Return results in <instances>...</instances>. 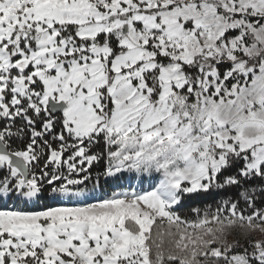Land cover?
Instances as JSON below:
<instances>
[{
	"label": "snow or ice",
	"instance_id": "obj_1",
	"mask_svg": "<svg viewBox=\"0 0 264 264\" xmlns=\"http://www.w3.org/2000/svg\"><path fill=\"white\" fill-rule=\"evenodd\" d=\"M0 264H264V0H0Z\"/></svg>",
	"mask_w": 264,
	"mask_h": 264
}]
</instances>
